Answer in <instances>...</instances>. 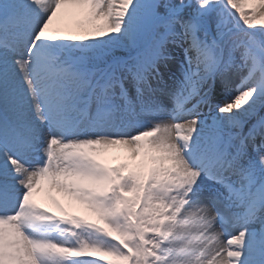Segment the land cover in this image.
I'll use <instances>...</instances> for the list:
<instances>
[{
    "label": "snow or ice",
    "instance_id": "obj_1",
    "mask_svg": "<svg viewBox=\"0 0 264 264\" xmlns=\"http://www.w3.org/2000/svg\"><path fill=\"white\" fill-rule=\"evenodd\" d=\"M0 264H264V0H0Z\"/></svg>",
    "mask_w": 264,
    "mask_h": 264
},
{
    "label": "bare ground",
    "instance_id": "obj_2",
    "mask_svg": "<svg viewBox=\"0 0 264 264\" xmlns=\"http://www.w3.org/2000/svg\"><path fill=\"white\" fill-rule=\"evenodd\" d=\"M67 22L68 21L65 19H54L52 27L55 28ZM103 160L110 166H114L120 163H132V161L128 159L127 152L119 147L110 149L104 155ZM51 195L55 197V201L63 207L64 212H66L67 214L82 216L86 219L96 221L95 214L88 211L85 205L65 196L62 193H57L53 191ZM33 200L42 208H47L50 212H55L58 215L61 214L60 208L57 206V203L53 202V200L49 198V193L43 188L38 192H34Z\"/></svg>",
    "mask_w": 264,
    "mask_h": 264
},
{
    "label": "rangeland",
    "instance_id": "obj_3",
    "mask_svg": "<svg viewBox=\"0 0 264 264\" xmlns=\"http://www.w3.org/2000/svg\"><path fill=\"white\" fill-rule=\"evenodd\" d=\"M207 111H208V109H207V108H205V109H204V112H207Z\"/></svg>",
    "mask_w": 264,
    "mask_h": 264
}]
</instances>
